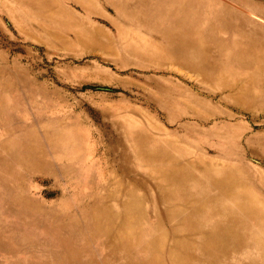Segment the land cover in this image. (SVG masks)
Listing matches in <instances>:
<instances>
[{
  "label": "rangeland",
  "instance_id": "obj_1",
  "mask_svg": "<svg viewBox=\"0 0 264 264\" xmlns=\"http://www.w3.org/2000/svg\"><path fill=\"white\" fill-rule=\"evenodd\" d=\"M0 264H264V0H0Z\"/></svg>",
  "mask_w": 264,
  "mask_h": 264
}]
</instances>
